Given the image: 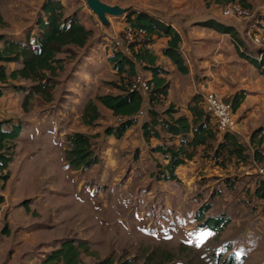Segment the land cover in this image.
I'll return each instance as SVG.
<instances>
[{
  "label": "rangeland",
  "instance_id": "374dc122",
  "mask_svg": "<svg viewBox=\"0 0 264 264\" xmlns=\"http://www.w3.org/2000/svg\"><path fill=\"white\" fill-rule=\"evenodd\" d=\"M16 1L2 0L9 22L0 32L23 40L39 35L43 0ZM62 2L64 17H77L92 35L85 47L69 44L60 49L57 56L62 62L56 63L57 72L47 70L46 78L39 80L46 84L47 93L31 90L32 100L42 97L55 102L28 105L38 118L25 124L16 149L15 175L5 186L6 204L0 206V264H45L47 255L67 239L82 245L83 264H97L106 258L114 264H264V199L257 194L263 180L259 168L264 163L254 159L250 144L254 129L262 127L264 133V121H241L247 111L239 116L235 113L238 137L250 154L247 162L222 166L211 157V150L201 149L195 160L176 169L180 182L158 179L154 173L165 165L161 154L155 158L152 150L139 160L135 154L136 148L141 154L140 148L131 144L123 148L124 142L104 133L105 127L118 123L119 118L98 96L121 92L116 85L121 77L109 60V45L115 37L122 39L125 15L110 17L111 28L107 29L85 0ZM227 40L225 48L237 53L235 42ZM251 43L252 51L263 50L252 39ZM249 67L248 82L253 78L255 83L258 75ZM35 83L20 79L11 82V87L25 97ZM0 87L5 88L3 84ZM4 96L0 95L1 103ZM88 101L100 107L94 121L83 115ZM60 102L74 104L78 111L71 132L93 137L99 161L90 169L67 166L66 150L58 138V129L64 125H58L59 116L42 117L44 112L64 110ZM164 142L170 143L167 136ZM206 203L211 206L204 218L230 217L221 233L204 227V219H198V211ZM6 224L8 231L4 232ZM200 233L211 235L197 246ZM87 246L89 252L83 250Z\"/></svg>",
  "mask_w": 264,
  "mask_h": 264
},
{
  "label": "trees",
  "instance_id": "16d2710c",
  "mask_svg": "<svg viewBox=\"0 0 264 264\" xmlns=\"http://www.w3.org/2000/svg\"><path fill=\"white\" fill-rule=\"evenodd\" d=\"M248 7L250 5L243 0ZM45 19L39 20L40 34L35 37V42L30 40L26 42H15L5 39L4 34H0V83L8 84L9 80H32L36 82L28 88V93L24 97L23 106L26 108L30 104L33 96L31 90L37 93H47V86L40 82L41 78H46L45 71L56 73L54 63L61 62L57 57L60 49L68 44L84 46L92 31L87 29L78 21L75 16L64 17V5L60 0H46L43 5ZM126 22L132 27H143L148 32V38L141 42L130 44V55L121 50H114L110 59L114 68L121 75L119 93H106L98 96V99L107 108L113 111L118 117V123L105 127L104 133L108 136L122 138L126 132L138 122V113L143 108L147 100L146 114L147 118L141 124L142 132L148 141L153 137L160 138L158 127L160 126L172 138L180 137V144L168 145L165 142L154 147V151L160 152L168 159L162 170L154 175L158 179L174 180L180 182L176 169L183 165L187 160H192L197 153L198 147L203 146V150H211L212 158L216 164L226 165L228 162H247L250 154L248 147L242 143L235 132H225L219 139L218 132L214 127L211 115L201 107L202 94L194 95L188 105V109L193 115L190 120L184 114L176 115L179 110L174 105H169L164 111L160 112L157 106L162 103L168 95L170 81L163 77L162 73H167L163 67L157 64L158 56L151 52L147 47L152 42L153 36L170 37L163 53L170 57L182 73H188L189 68L179 51L181 36L173 26L165 23L161 19L147 12H133L125 14ZM204 26L214 28L218 31L230 33L237 41V34L233 27L220 24L214 20H208L201 23ZM1 12L0 4V27L7 26ZM110 46V45H109ZM251 64H253L261 74L264 75V54L261 59L259 56L248 52H241ZM21 61L22 67L9 71L8 62ZM136 63L143 68L151 70L153 77L149 80L150 89L146 97L139 90H131L132 79L136 75ZM125 73V75H123ZM30 89V91H29ZM3 88H0V95ZM245 97V91L235 93L231 100L234 111L240 106ZM90 117L92 121L99 117L97 107L90 101L85 109V117ZM11 120H0V179H2V189L5 188L10 178V164L13 162L16 154L17 139L23 130L21 122L7 124ZM192 137H190V135ZM93 137L84 132H74L67 136L69 145L65 152L67 166L71 169H90L98 163L99 159L93 150ZM250 144L254 150V159L264 163L262 148L264 144L263 128L255 129L250 136ZM137 158L138 155L135 154ZM161 166V165H159ZM231 185V183L229 184ZM257 194L264 199V181L257 187ZM29 201V200H28ZM5 202L3 195H0V206ZM27 202V200L25 201ZM210 204L206 203L198 211V219L203 220V226L221 233L230 223V217L225 214L218 216H209L204 218V214L210 209ZM8 231V225L3 228ZM82 245H78L74 240L67 239L63 241L60 247L54 249L44 260L45 264H83L81 261ZM83 250L89 252V247ZM97 264H114L109 259H103Z\"/></svg>",
  "mask_w": 264,
  "mask_h": 264
},
{
  "label": "crops",
  "instance_id": "0c3cea01",
  "mask_svg": "<svg viewBox=\"0 0 264 264\" xmlns=\"http://www.w3.org/2000/svg\"><path fill=\"white\" fill-rule=\"evenodd\" d=\"M21 1L22 0H17L16 2L20 3ZM45 1L46 0H43L41 4L42 17L40 19L43 18L45 19V15L43 11V5ZM60 1L63 4L62 0ZM107 1H108L107 3L119 4L120 6L123 7L134 5L138 9L137 11L147 12L161 19L165 23L170 24L175 28V30L181 36L179 51L181 52L185 60V64L189 68V72L186 74L182 73L178 69L174 61L163 53V49L167 46L170 37L153 36L152 42L147 45V47L151 50V52H153L158 56L157 64H159L166 71H168L167 73H162L161 75L170 81L168 95L163 99L162 103L157 106V109L160 112L164 111L169 105H174V108L179 110V112L176 115L184 114L188 116L190 120H192L193 115L188 109V105L192 101L195 94L200 93L203 96L207 90H215L219 94H221L225 99L231 101L230 99L235 93L244 90L245 97L242 103L240 104V106L235 110L236 116H239L240 112L247 111L243 115L244 120L242 119L241 121H250L256 123L260 121H264V79H263L264 75L261 74L259 70L239 52V51L243 52L247 50L250 53L256 54L255 51H252L253 46L251 43L250 25L255 18L260 19L264 24V0H245L250 5V8L253 11V15H254L245 20H242L237 17H227L223 14L222 9L227 0H107ZM0 4H1L2 15L8 23L9 20L4 14L2 0H0ZM64 10H65V5H64ZM26 12L29 13L30 10L27 9ZM21 18L23 17L21 16ZM208 20H214L220 24L233 27L237 34V41L233 39L230 33L221 32L214 28L207 27L201 24L202 22ZM38 28L39 31L41 32L39 27V21H38ZM0 29H3V27H0ZM0 34H4L6 36L5 39H9L15 42L19 41L22 43L26 42L27 40H30L32 43H34L35 37L37 36L36 35L34 37L33 36L31 37L30 35L26 37L25 40H23L20 37H14L11 34L10 35L6 34L3 31H1ZM31 38H34V40L32 41ZM228 38H230L232 41L235 42L237 47V53H230L227 50V48H225V44L227 43ZM86 44L80 47H85ZM258 53L259 52H257V55ZM111 55H109V58L111 57ZM61 62H56V63H61ZM56 63H54V65L58 70L57 68L58 65ZM249 65L252 67V70L254 68V75L255 73L258 75L255 78V83L251 82L253 78H250L251 80L248 82L249 76L247 72L251 70ZM6 66L9 71H12L14 69H18L22 67V62L21 61L8 62ZM228 69H231L233 72L228 73ZM141 71L144 73H142ZM249 73L252 72L250 71ZM123 75H125V73ZM137 75H142L143 77L149 80H151L153 77L151 70L143 68L138 63H136L135 76ZM228 79H229V83L227 81ZM15 81L18 80H9L8 84H3L5 88L0 87L3 88L2 95H5L4 96L5 101L3 103H1L0 101V120L10 119L11 122H9L7 126H11V124L14 122L15 123L21 122L24 130L26 123H29L30 121H33L34 119L38 118V114L36 113L37 111H33L32 108L29 107L31 104L35 105V102H39L41 103L40 105L45 106V105L53 104L55 100L37 97L35 98V100L34 99L30 100V104L28 106L29 109L25 108L23 106L24 97H21V95L18 96L19 92L14 91V89H12L11 87V82L14 83ZM86 90L88 91V88H86ZM225 95L228 96L230 99H228ZM72 101L73 100H71V102ZM89 102L90 101H88L87 104ZM60 103L61 105L65 106L64 110L59 109L58 112H55V114L51 112H44L42 114V117H45L48 114H52L57 117L59 116L58 117L59 121H57V123L58 125L63 124L64 126L58 129V138L60 140V143L63 144L62 147L64 149L62 148V150H66L69 145L67 136L72 133L71 125L72 122L76 121L78 111L74 104L68 105L69 103L67 104L63 102ZM87 104L84 106V113H83L84 116H85V109ZM146 106H147V100H145V103L143 105L145 114L142 117H138V122L135 125H133L122 138H118L119 141L124 142L121 145L123 148H126L128 144H131L132 147H138L141 149V154H140L139 149L136 148V154L138 155L137 158L139 160L143 158L145 152L149 153L152 150H153L152 152L153 156L155 158H158V156L161 153L154 151V147L164 143L165 136H167V138L170 140V143L168 145L180 144L179 136L172 138L160 126L158 127V130L160 132V138L153 137L148 141L145 139L142 132L141 124L143 120L148 117L146 114ZM105 108L107 107L105 106ZM107 109L113 113L112 110H110L109 108ZM87 118L90 119L89 116ZM67 119L69 121H67ZM243 126L245 125H242L240 130L243 128ZM68 130L70 131L67 132ZM22 132L17 139L16 142L17 145L19 140L21 139ZM163 132L166 135H163L162 134ZM235 133L240 134V131H236ZM134 135H136V137H134ZM192 135L193 134H191L190 137H192ZM218 137L219 139L222 138L220 133H218ZM203 148H204L203 146L198 147L197 153L191 161L195 160V157L198 156L200 150ZM17 155L18 154L16 150L14 160L9 166V170L11 172L9 180L15 175L14 174L15 172L13 171V165L15 163ZM161 155L165 159V164L168 163V159H166L163 154ZM2 195L4 196V198H6L5 188L3 189ZM5 204L6 201L1 206H4Z\"/></svg>",
  "mask_w": 264,
  "mask_h": 264
},
{
  "label": "built area",
  "instance_id": "2783aa9c",
  "mask_svg": "<svg viewBox=\"0 0 264 264\" xmlns=\"http://www.w3.org/2000/svg\"><path fill=\"white\" fill-rule=\"evenodd\" d=\"M222 12L227 17H237L241 19L254 16L251 8L246 6L243 0H227L223 6ZM250 34L252 42L257 47L263 48V50L258 53L259 59H261L264 54V24L260 19L255 18L251 23ZM147 38L148 32L145 28L132 27L127 24L122 39L115 37L112 45H110V50L112 53L114 50H121L129 55L131 43L136 41L141 42ZM134 89L141 91L144 96H146L150 89L149 79H146L142 75L135 76L131 90ZM201 107L211 115L214 127L218 133L236 132L237 121L231 101L225 99L215 90H207L202 96ZM144 114L145 110L142 108L138 113V117H142ZM259 172L262 174L264 181V167L259 168ZM2 193V184H0V195H2Z\"/></svg>",
  "mask_w": 264,
  "mask_h": 264
},
{
  "label": "water",
  "instance_id": "95a60500",
  "mask_svg": "<svg viewBox=\"0 0 264 264\" xmlns=\"http://www.w3.org/2000/svg\"><path fill=\"white\" fill-rule=\"evenodd\" d=\"M85 2L107 29L111 28L110 17H121L130 12H142L137 11L138 9L134 5L123 7L119 4H110L103 0H85Z\"/></svg>",
  "mask_w": 264,
  "mask_h": 264
},
{
  "label": "snow or ice",
  "instance_id": "6c2138e0",
  "mask_svg": "<svg viewBox=\"0 0 264 264\" xmlns=\"http://www.w3.org/2000/svg\"><path fill=\"white\" fill-rule=\"evenodd\" d=\"M208 235H211V234H208V233H200V240L197 243V246H200V244H202L204 242V240L207 239Z\"/></svg>",
  "mask_w": 264,
  "mask_h": 264
}]
</instances>
